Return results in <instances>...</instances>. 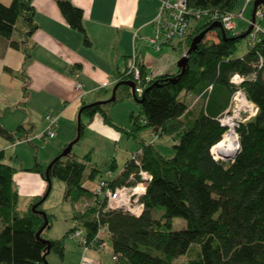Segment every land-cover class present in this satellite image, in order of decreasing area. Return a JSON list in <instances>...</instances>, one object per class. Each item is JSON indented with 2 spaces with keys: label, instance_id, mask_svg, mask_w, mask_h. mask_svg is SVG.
I'll list each match as a JSON object with an SVG mask.
<instances>
[{
  "label": "trees",
  "instance_id": "trees-1",
  "mask_svg": "<svg viewBox=\"0 0 264 264\" xmlns=\"http://www.w3.org/2000/svg\"><path fill=\"white\" fill-rule=\"evenodd\" d=\"M33 1L11 0L9 4L0 1V38L10 40L15 32H20L25 64L30 58V38L38 28ZM238 1L187 0L193 8L220 12L235 11ZM57 2L69 25L83 34L85 45L91 46L83 23V9L71 0ZM214 22L208 16L201 19L187 39L190 46L195 35L208 29L190 53L184 73L180 74L178 69L177 73L145 79L140 96L144 100L139 103L138 114L130 113V128L114 123L106 108L133 96L127 85L117 89L116 99L111 102L81 106V137L99 114L106 124L133 136L137 147L142 148V166L152 174V180L143 197L145 207L140 216L121 210L104 211L105 208L96 206L75 208V203L95 197L86 182L94 180L101 170L92 166L86 172L91 151L83 158L71 151L50 162L49 174L65 183L64 198L73 206L76 224L59 239L46 238L44 233L51 228L53 215L43 209L44 201L33 209L45 193L34 196L27 209L21 210L14 180L18 168L7 161L5 150H0V264H48L46 259L51 252L64 257L65 239L76 228H84L93 237L102 224L108 225L113 253L118 255L117 264H176L179 257L183 258L182 264H264V33L258 43L251 41L249 50L236 57L243 40L241 35L248 29L234 35L226 31L223 38L221 29L212 26ZM210 32H215L217 39L206 38ZM261 57L263 65L259 67ZM79 69L80 65L74 66L71 72ZM8 71L22 80L27 94L29 77L23 71L15 73L9 68ZM147 73L143 65V76ZM236 73L247 76L240 86L259 110L237 129L240 149L234 160L222 162L213 158L211 148L226 130L217 117L238 87L231 82ZM130 79L127 70L116 74V83ZM209 86H212L210 91ZM183 91L205 99L198 113H193L181 98ZM145 129L172 136L174 155L165 156L154 143L141 138L139 135ZM31 130L19 125L9 131L0 123V136L12 143L27 137ZM47 167L35 161L27 170L45 179ZM115 167L116 162L112 161L109 168ZM134 170L130 158L121 175L111 180L112 184L126 183ZM40 211L46 212L48 224L37 237L45 223ZM175 217L184 218L187 226L172 229ZM49 245L51 251L45 259Z\"/></svg>",
  "mask_w": 264,
  "mask_h": 264
},
{
  "label": "crops",
  "instance_id": "crops-1",
  "mask_svg": "<svg viewBox=\"0 0 264 264\" xmlns=\"http://www.w3.org/2000/svg\"><path fill=\"white\" fill-rule=\"evenodd\" d=\"M2 1L7 3L6 0ZM71 1L84 11L83 23L92 41L91 46L85 45L83 34L69 25L57 0L33 1L38 28L30 38V58L26 64L20 32H15L10 40L0 38V123L9 131H14L19 125L32 128L31 132L35 131V124L40 125V119L46 122L45 114L51 113L58 118L56 131L62 125L69 127V136L65 137L69 141L73 137L74 124H78L82 104L108 97L102 92L115 86L116 74L126 70L127 60L134 50L140 51L139 57L152 76L177 73L173 57L169 61L165 56L154 59L147 53V45L141 42V46H138L140 36L145 37L148 44V34L153 32L151 21L159 6L158 0ZM250 20L251 17L248 19L249 23ZM77 65H80V69L72 73V68ZM8 68L15 73L23 71L29 77L27 94L22 80L11 74ZM78 83L82 88L77 87ZM184 100L195 114L205 104L201 95L191 92L185 93ZM88 128L110 142L121 137L120 132L106 124L99 114L94 116ZM63 143L58 141L51 145L52 155H57L63 149V145H66ZM19 144L21 142H10L3 149L16 152ZM124 168L125 166L118 173L111 170L112 178L121 175ZM29 178L34 184L27 192L31 201L34 196L41 195L42 183L38 177ZM24 179L21 174L14 177L18 190L24 187L18 181L23 184ZM78 251L79 258L73 262L70 260V264H79L82 258L87 259L90 264H117L110 240L103 250L90 248ZM63 258L69 261L68 258Z\"/></svg>",
  "mask_w": 264,
  "mask_h": 264
},
{
  "label": "rangeland",
  "instance_id": "rangeland-1",
  "mask_svg": "<svg viewBox=\"0 0 264 264\" xmlns=\"http://www.w3.org/2000/svg\"><path fill=\"white\" fill-rule=\"evenodd\" d=\"M2 1V0H0ZM7 4L11 2V0H6ZM246 0H239L236 11H241L245 5ZM3 2V1H2ZM5 3V2H4ZM253 3L249 4L244 11V17L240 20L236 19L235 28L230 31L232 35L242 33L246 31L250 23L248 19L252 16L253 12ZM260 28L264 31V17L260 21ZM152 35V33L148 34V38ZM138 40V46H141V42L147 45V53H150L151 57L154 59H159L160 57L165 56L167 61L171 60L172 57L176 61V69L178 71V61L180 58L186 53L189 46L184 43L179 45V40L174 39L171 45L165 46L160 52H156L146 43L145 37ZM216 37L215 32H210L207 34L206 38H214ZM217 39V38H216ZM148 42V39H147ZM179 45L178 47H174ZM251 45V39L249 35L239 43V48L235 54L236 57H240L245 54ZM149 47V48H148ZM138 50V49H137ZM138 52H140L138 50ZM131 80V79H130ZM113 86L109 87L107 91L102 92L105 96H108L106 99L100 100H108L112 96ZM185 97V91L182 92L181 98ZM106 108L109 111V114L112 117L114 123L120 126H124L126 128L131 127L130 121V113L135 112L138 114L140 112V105L137 101L131 96L129 99H126L122 102H117L115 104L107 105ZM35 131H32L28 138L30 141H19V144L16 149L17 151H12V149H6V157L7 161L14 164L15 167L18 168L14 177H17L21 174V176L25 177L23 184L18 181L20 186H24L22 189H19V208L21 210H26L29 203V194L27 193L30 188L34 186L29 177H38L42 183V191L41 194L46 191V181L41 177L38 173H33L27 168L29 166H33L35 161H38L44 166H48L50 162L57 156L53 154V147L51 146L53 143H57L58 141H63V149L76 138L78 134V124H74L72 129V139L66 141L69 136V127L66 125H62L58 131H56V127L54 128L56 137H53L47 141H43L41 138H36V135L44 132L47 129V123L40 119V125L35 124ZM229 130L225 132L228 133ZM71 134V133H70ZM120 138L113 140L112 142L107 141L103 137H99L94 130H90L88 126L84 129L83 136L80 138L78 142H76L72 148V152L77 155L79 158H83L88 152H92V159L88 162V172L92 166H95L101 170V173L94 179L86 182L87 186L91 188L93 191H96L97 185L99 182L107 176V171L110 169V165L112 161L116 162V167L114 168V173H118L121 170L127 161L131 158V154L135 152L137 148L136 141L133 136H129L128 134L120 133ZM141 138L146 139L156 145V147L167 157H171L174 155L173 145L175 143V139L169 135H159L152 136L151 129L143 130L140 135ZM67 142V143H66ZM9 145L10 142L0 136V150L4 148V145ZM62 150V149H61ZM11 156L13 158L11 159ZM23 168V169H22ZM35 174V175H34ZM34 175V176H33ZM37 186V184H36ZM39 187V186H38ZM66 185L65 183L58 179L57 177L51 178V191L47 197V199L43 203V209L53 215L52 226L48 230L45 231L44 235L46 238L59 239L66 234V232L74 227L76 224L73 219V206L72 204L65 200ZM86 201H91V199H83L81 203H85ZM80 202H77V206L81 205ZM76 208V207H75ZM187 226L186 220L181 217H175L172 222V229L179 230L183 229ZM2 228V222L0 219V229ZM110 243V242H109ZM78 241L74 239L71 234H69L65 239V256L69 259L66 260L61 258L57 253L51 252L47 261L49 264H70L75 259L79 258L78 249H83L82 247H78ZM82 260V259H81ZM183 258L179 257L176 259V264H182Z\"/></svg>",
  "mask_w": 264,
  "mask_h": 264
},
{
  "label": "built area",
  "instance_id": "built-area-1",
  "mask_svg": "<svg viewBox=\"0 0 264 264\" xmlns=\"http://www.w3.org/2000/svg\"><path fill=\"white\" fill-rule=\"evenodd\" d=\"M159 6L157 8L155 17L151 21L153 26L152 35L148 38V45L153 50L160 52L165 46L171 45L174 39L179 40V45L186 44L187 39L193 35L196 24L203 18L209 17L211 20L219 21L225 31H232L236 26V19L240 20L244 17V11L251 3L254 4L256 0H246L245 5L241 11H228L220 12L218 10L210 11L191 7L187 0H158ZM264 17V4L257 7L255 13V21L250 20L253 28L249 33V37L253 44H256L261 39V33H264L260 28V21ZM177 45V46H179ZM263 65V58H260L259 67ZM143 63L139 57V52L134 50L133 54L127 60L126 70L131 75L135 82V92L140 97L143 93V83L145 79H149L152 75L147 73L145 77L142 74ZM247 76L241 74H234L231 77V82L238 87L232 93L229 105L225 111L218 115L217 119L223 127L225 132L219 142L224 141L231 133L234 136L235 145L230 149V152L223 150V146H217L218 143L212 146L211 154L217 161L230 162L233 161L237 152L240 149V140L237 129L242 123L251 119L258 113L257 104L249 99L246 91L240 84L246 79ZM106 85V83L104 84ZM78 88H82L80 83L77 84ZM212 86L208 87V91ZM47 123V129L38 134L36 138H41L47 141L55 137L57 116L47 113L44 116ZM153 135H160L159 131H152ZM30 141V138L25 137L19 141ZM13 142V143H15ZM224 152V153H222ZM143 154L142 148H138L131 154V161L135 165V170L132 171L126 181L121 185L112 184V171H107V176L97 185L95 197L91 201H86L75 207L84 210L86 207L96 206L98 208H105V210H121L134 216H140L143 213L145 204L143 197L147 192V187L152 180V174L143 168L141 156ZM104 206V207H103ZM71 236L74 237L80 247L84 250L96 248L99 250L105 249L107 241L110 240V231L107 224L100 225L95 236L89 237L86 230L82 227L76 228ZM113 258L117 260L118 255L113 253ZM79 264H90L85 258H82Z\"/></svg>",
  "mask_w": 264,
  "mask_h": 264
},
{
  "label": "water",
  "instance_id": "water-1",
  "mask_svg": "<svg viewBox=\"0 0 264 264\" xmlns=\"http://www.w3.org/2000/svg\"><path fill=\"white\" fill-rule=\"evenodd\" d=\"M260 4H264V0H256L254 2V6H253V12H252V16H251V20L252 22L255 21V13H256V10H257V7L260 5ZM212 26H215V27H219L221 29V32H222V37L225 38L227 36V33L226 31L224 30V28L222 27V24L219 22V21H216L213 23ZM253 28V24H250L248 30L241 35L242 38L246 37L249 35L250 31L252 30ZM208 29L206 30H203L201 31L200 33H198L197 35H195L192 39V42H191V45L189 46L188 50L186 51V53L180 58V60L178 61L177 65H178V68L180 69V74L184 73L187 69H188V62H189V55L190 53L196 49L197 45L199 44V42L202 40V38L204 37V35L207 33ZM121 85H127L129 87H131V90H132V95H133V98L137 101V103H142L143 102V97H138L136 95V92H135V82L133 80H122V81H119L115 84V86L113 87V91H112V96L108 99V100H104V101H100V102H111L113 100L116 99V92H117V89L121 86ZM81 111H82V108H80L79 110V113H78V134L76 136V138L74 140H72L62 151L59 155H57V157H55L53 160H56L57 158H60L62 156H66L68 155L69 153H71L72 151V148L74 146V144L76 142H78L81 138ZM53 162V161H52ZM51 166V163L48 165L47 169H46V172H45V179L46 181L48 182V187H47V190L45 192V195L43 196V198L36 204L33 205V209H36V207L41 204L43 201L46 200V198L48 197L50 191H51V176L49 174V168ZM42 212V214L44 215L45 217V223L44 225L39 229V231L37 232V237H40L42 231L45 229V227L47 226L48 224V219H47V216H46V212L45 211H40ZM48 242V241H47ZM51 251V247L50 245L48 246V250H47V253L44 255V258L46 259V256L47 254H49ZM46 262L49 264V262L47 261L46 259Z\"/></svg>",
  "mask_w": 264,
  "mask_h": 264
},
{
  "label": "bare ground",
  "instance_id": "bare-ground-1",
  "mask_svg": "<svg viewBox=\"0 0 264 264\" xmlns=\"http://www.w3.org/2000/svg\"><path fill=\"white\" fill-rule=\"evenodd\" d=\"M223 146V150H227L230 152V149L234 148L235 145V141H234V136L231 133L230 135L227 136V138L224 141L219 142V144H217V146ZM230 148V149H229ZM224 153V152H222Z\"/></svg>",
  "mask_w": 264,
  "mask_h": 264
}]
</instances>
